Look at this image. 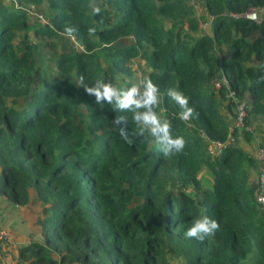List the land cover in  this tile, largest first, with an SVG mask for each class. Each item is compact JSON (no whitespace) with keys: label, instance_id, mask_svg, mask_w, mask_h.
<instances>
[{"label":"trees","instance_id":"16d2710c","mask_svg":"<svg viewBox=\"0 0 264 264\" xmlns=\"http://www.w3.org/2000/svg\"><path fill=\"white\" fill-rule=\"evenodd\" d=\"M104 1L94 15L89 0H0V194L39 205L40 237L12 264H264V184L247 150L263 144L264 0H203L199 16L194 0ZM250 8L258 21L242 16ZM80 77L119 88L150 78L183 151L165 157L147 134L126 144L112 119L135 129L132 113L94 104ZM170 87L195 108L190 121ZM202 216L219 229L185 238Z\"/></svg>","mask_w":264,"mask_h":264},{"label":"clouds","instance_id":"9594fccd","mask_svg":"<svg viewBox=\"0 0 264 264\" xmlns=\"http://www.w3.org/2000/svg\"><path fill=\"white\" fill-rule=\"evenodd\" d=\"M89 7L94 15L101 13V7L96 0H89ZM200 21L207 22L205 28L200 27L207 31L209 21ZM75 31L76 29L73 27L64 29L68 36H72ZM95 31L94 27L88 29L89 34H95ZM93 84L94 86L89 87V84L85 83L84 77H80L79 87L83 86L85 94L89 97H95L94 104H108L114 112L132 113L131 121L136 125L135 129L129 130V118L126 115L114 116L112 119V124L116 126L119 137L126 144L133 145L137 137L147 134L153 138L158 150L165 157H171L175 153L183 151L186 143L184 138L173 137L170 123L167 120H162L157 114L160 90L150 78L146 77L140 83L132 84L127 88H119L111 81L104 79H97ZM166 95L181 109L180 120L188 122L197 115L195 108L189 106V98L178 88H168ZM218 229L219 223L216 220L202 216L193 220L184 236L188 239L203 241L206 236L213 235Z\"/></svg>","mask_w":264,"mask_h":264},{"label":"crops","instance_id":"0c3cea01","mask_svg":"<svg viewBox=\"0 0 264 264\" xmlns=\"http://www.w3.org/2000/svg\"><path fill=\"white\" fill-rule=\"evenodd\" d=\"M231 123H233L232 116L230 117ZM253 145L249 144L248 153L255 156L256 146L254 142ZM38 209V202L33 196L27 203L16 204L5 195L0 194V227L7 234V238L0 242V257L3 262L16 256V249L20 244L28 242L33 237L38 239L36 238L38 236Z\"/></svg>","mask_w":264,"mask_h":264},{"label":"built area","instance_id":"2783aa9c","mask_svg":"<svg viewBox=\"0 0 264 264\" xmlns=\"http://www.w3.org/2000/svg\"><path fill=\"white\" fill-rule=\"evenodd\" d=\"M233 15V14H231ZM242 16H244L247 19L250 20H255L258 21L259 20V14H258V9L255 8H250L247 11L242 13ZM206 21H200V27L201 28H205L206 27ZM221 80H223L224 82H226L224 80V78H221ZM218 84V77L217 79L214 80V86L217 87ZM244 110H245V105L243 104L242 101H239L238 104L236 105V114L233 118V125L234 126H242L243 122H242V118L244 115ZM247 128H249L248 126H245ZM261 139L263 141V144H260V141L258 139H256V159L258 160V165L257 168L259 170L258 172V181L260 183V186H262L264 184V131L261 135ZM257 203H263L264 202V195L263 192L260 190L258 191V193L256 194L255 197ZM7 238V234L5 232V230H3L0 227V242H3L5 239Z\"/></svg>","mask_w":264,"mask_h":264},{"label":"rangeland","instance_id":"374dc122","mask_svg":"<svg viewBox=\"0 0 264 264\" xmlns=\"http://www.w3.org/2000/svg\"><path fill=\"white\" fill-rule=\"evenodd\" d=\"M101 4L103 3V2H105L104 0H98ZM194 5H193V7H194V10H195V13H196V15H200V14H202V12L204 11L202 8H203V0H195V2L193 3ZM28 12L31 14V16H34L35 15V13L34 12H36V11H33L30 7L28 8ZM258 13H259V10H258ZM64 42L65 41H67V40H63ZM57 43H58V47L60 48V44H63V42H62V38H60V40H58L57 41ZM70 47H72V45L70 46ZM42 54H43V56L44 57H42V58H44L45 59V57L47 56V54H48V52H47V50L45 49V48H43V51H42ZM134 67H136V64L134 65ZM138 68V67H137ZM138 71H139V69H138ZM221 78H223V76H222V74L220 73L219 74V79H221ZM247 150L249 151L250 149L247 147ZM256 158V157H255ZM203 180L205 181V182H208V178H209V176H207V173H204L203 174ZM39 237H40V235L38 234V236L36 237V238H38L39 239ZM35 237H33V239H34ZM3 264H12V257H11V259H7V261L6 262H3Z\"/></svg>","mask_w":264,"mask_h":264}]
</instances>
